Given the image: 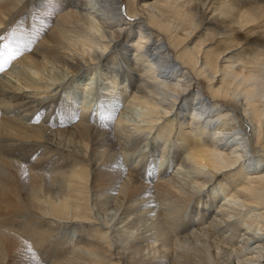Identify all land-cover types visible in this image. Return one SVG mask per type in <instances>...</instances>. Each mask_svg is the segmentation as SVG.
I'll use <instances>...</instances> for the list:
<instances>
[{"label": "bare ground", "instance_id": "bare-ground-1", "mask_svg": "<svg viewBox=\"0 0 264 264\" xmlns=\"http://www.w3.org/2000/svg\"><path fill=\"white\" fill-rule=\"evenodd\" d=\"M206 2L0 0L31 41L0 80V264H264V0ZM87 71L138 121L96 117L91 81L76 113Z\"/></svg>", "mask_w": 264, "mask_h": 264}, {"label": "rangeland", "instance_id": "rangeland-1", "mask_svg": "<svg viewBox=\"0 0 264 264\" xmlns=\"http://www.w3.org/2000/svg\"><path fill=\"white\" fill-rule=\"evenodd\" d=\"M39 1H41V4H40L41 9H43L45 7V5L43 3L46 2V0H39ZM121 1L123 3L124 10H126V11H127V8H130V9L131 8H139V6H142L145 4L151 5V7L154 8V10L155 9L156 10L161 9L160 7L163 6L162 5L163 0H132V1L131 0H121ZM208 2H209V0H207L206 5ZM154 4H155V6H154ZM216 7H217V4L216 3L214 4V1H211V3L209 4V10L208 11H210ZM212 14H214V12L209 13L208 17ZM255 31H256L257 36H258V38H256L255 40H257V41L263 40L264 41V38H262V39L259 38V37H264L263 29H261V27H259V26L250 28V32L253 33V36H254ZM6 32H7V29L2 30L0 35L7 37ZM204 32L205 31H202L201 33L204 34ZM201 33H199L198 35H196L195 37L192 38L190 46H193L199 40V36H201L200 35ZM211 43L212 42H208L207 44H211ZM246 45L249 48V46H248L249 43H246L244 46L246 47ZM210 47L211 46L208 47L206 45L205 50L211 49ZM19 59H20V57L17 58L16 60H14L11 63V65L7 68L6 71L0 73V78H1L0 80L5 79L4 81H6L8 84L16 85V86L17 85L23 86V82H24L23 77L25 76V74H27V71H25L26 67H24L23 65H20L19 63L16 62ZM244 60H246V59H244ZM41 71L45 75L49 74V75H53L56 77H60L64 73L62 71V69L59 68L58 65L48 66L47 68L41 69ZM60 71H61V73H60ZM96 72L93 75H90L91 71L90 72L87 71L85 73L83 72L82 73L83 75L82 74L76 75V77L70 79V81L68 82V85H67L66 90L63 93V95L67 94L66 96H68V98H72V100H74V106H75L74 110L76 111V113H78V111H79V109H77V108L80 106L79 103L81 101V97L83 94V92H81V88L83 87L84 84H87L91 81L92 84L90 85V87H92V90L91 91L89 90V92H87V94H85V96L88 97V105L91 106L92 110L93 109L95 110V112H93V114L96 113V117L98 114L97 113L98 110H100L101 108H104V110H106L105 112H107L106 113L107 117H111V121H110L111 124L115 123L118 120V118L120 119L121 117L124 118L125 121H128L130 124L135 122V121H138L137 114L140 113V109L138 107H135V109H132L133 108L132 104L127 105L129 102V99L127 98L128 94H127V88L125 87V85L121 84V83L117 84L118 89L116 87L114 93H112L113 97L110 98L111 101L106 99V97L102 98L101 97L102 94H105V93L107 94L108 92H110V90H106V87H108V86L103 85L105 83L103 81V78H100V79L95 78V75L97 76V74H98ZM81 75H82V78H81ZM95 80H96V82H95ZM122 90H124V91H122ZM110 94H111V92H110ZM106 96L109 97V95H106ZM103 101H104V103H103ZM158 161L157 160L155 161L156 164ZM160 161L163 162L162 160H160ZM169 163H171V162H169ZM169 163H168L169 170L170 171L176 170V166L174 167L173 163L171 165ZM186 171L184 170V172H186ZM182 172H183V170H182ZM185 175H186V177H185ZM184 177H185V179L187 178L186 181L189 179L187 174H184ZM186 183H189V181H187Z\"/></svg>", "mask_w": 264, "mask_h": 264}, {"label": "snow or ice", "instance_id": "snow-or-ice-1", "mask_svg": "<svg viewBox=\"0 0 264 264\" xmlns=\"http://www.w3.org/2000/svg\"><path fill=\"white\" fill-rule=\"evenodd\" d=\"M31 41L26 38L17 37L15 34H9L7 37L0 35V73L7 70L11 63L19 58L24 51L31 50ZM75 119V116L71 117ZM100 119H111V117H105L101 110ZM24 167L23 164L20 165Z\"/></svg>", "mask_w": 264, "mask_h": 264}]
</instances>
